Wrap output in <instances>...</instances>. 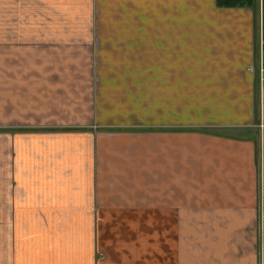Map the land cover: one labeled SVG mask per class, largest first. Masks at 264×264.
I'll use <instances>...</instances> for the list:
<instances>
[{
  "label": "crops",
  "instance_id": "0c3cea01",
  "mask_svg": "<svg viewBox=\"0 0 264 264\" xmlns=\"http://www.w3.org/2000/svg\"><path fill=\"white\" fill-rule=\"evenodd\" d=\"M258 5L0 0V264H264Z\"/></svg>",
  "mask_w": 264,
  "mask_h": 264
},
{
  "label": "trees",
  "instance_id": "16d2710c",
  "mask_svg": "<svg viewBox=\"0 0 264 264\" xmlns=\"http://www.w3.org/2000/svg\"><path fill=\"white\" fill-rule=\"evenodd\" d=\"M218 7L224 9L254 8V0H217Z\"/></svg>",
  "mask_w": 264,
  "mask_h": 264
},
{
  "label": "rangeland",
  "instance_id": "374dc122",
  "mask_svg": "<svg viewBox=\"0 0 264 264\" xmlns=\"http://www.w3.org/2000/svg\"><path fill=\"white\" fill-rule=\"evenodd\" d=\"M260 2V0H254V6H255V11L257 10V8H256V6H259L258 5V3ZM263 11H264V7H263ZM256 15H257V13H256ZM262 34L264 35V26H263V28H262ZM262 52H263V56L261 57V59H260V64H259V66H258V63H256L257 65L256 66H254V68L253 69H255V67H260V71H261V68H262V66H264V59H263V57H264V41H263V43H262ZM252 69V70H253Z\"/></svg>",
  "mask_w": 264,
  "mask_h": 264
},
{
  "label": "built area",
  "instance_id": "2783aa9c",
  "mask_svg": "<svg viewBox=\"0 0 264 264\" xmlns=\"http://www.w3.org/2000/svg\"><path fill=\"white\" fill-rule=\"evenodd\" d=\"M260 74H261L262 81L264 82V66H262Z\"/></svg>",
  "mask_w": 264,
  "mask_h": 264
}]
</instances>
